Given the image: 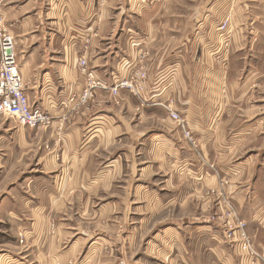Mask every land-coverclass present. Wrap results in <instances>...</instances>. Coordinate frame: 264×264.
I'll use <instances>...</instances> for the list:
<instances>
[{
    "label": "crops",
    "instance_id": "obj_1",
    "mask_svg": "<svg viewBox=\"0 0 264 264\" xmlns=\"http://www.w3.org/2000/svg\"><path fill=\"white\" fill-rule=\"evenodd\" d=\"M232 1L215 8L228 11ZM166 7L161 0H0L28 99L52 117L48 128L30 129L0 115V168L16 176L7 172V184H26L27 192L17 189L28 209L19 211L8 190L0 195L14 222L0 238L11 235L20 247L12 253L6 243L0 263L119 264L127 246L137 254L129 264H264V110L235 119L251 98L236 92L245 83L227 78L228 51L216 31L222 17L203 10L173 29L181 18ZM84 46L88 69L107 84L130 78L146 51L144 90L119 89L115 105L109 90L96 89L81 103ZM170 100L194 145L171 119ZM222 177L229 179L222 194L245 221L258 258L223 241L218 220H182L193 197ZM209 206L207 214L219 212L215 201ZM174 207L182 217L145 233Z\"/></svg>",
    "mask_w": 264,
    "mask_h": 264
},
{
    "label": "rangeland",
    "instance_id": "obj_2",
    "mask_svg": "<svg viewBox=\"0 0 264 264\" xmlns=\"http://www.w3.org/2000/svg\"><path fill=\"white\" fill-rule=\"evenodd\" d=\"M143 1L149 2L150 0H143ZM161 1L167 2V7L165 9V12H167L169 15H174V16L181 18L180 21L174 22L173 29H175L176 24L180 25V27H183V25L185 26V23H186L185 20L191 21L194 15L195 16L200 15L203 10L206 13H202V15L204 14L213 15L214 19L216 20H218L220 17L222 18L229 17V25L232 26V29L229 27V34L228 35L218 34L219 39L222 42L220 50L224 49L228 51L226 55L227 60H225L226 64L229 61V68H228L229 75L227 78L229 80L230 79L236 80L237 78L236 80L237 85H242L243 83H245V88L237 86L238 89L236 88V92L238 93L240 90H243V92H247L248 96L251 98L250 103L246 104V106H248V109L239 110L236 114L235 119H237V123H238L245 117H249V118L252 117V115H254L258 111V109L264 110V107H263L264 104L260 103L261 100L264 98V0H251V3L248 5L247 8L242 6L243 5L242 3H244L243 0H233L232 4L230 5L231 7L228 11H226L227 7H225V5L221 9L220 7L218 9L215 8L216 6H220V1L222 0H161ZM248 1L250 0H245V3H248ZM217 11L218 13H216ZM181 30L182 29L177 28V30L175 31H177L178 33ZM216 31H217V27H216ZM83 40H84V44L88 45L89 38L85 37L83 38ZM86 40L88 41L86 42ZM132 45H135V42L132 43ZM84 50H87L86 46H84ZM146 54H147L146 51L141 52L136 57L135 59L136 62L141 57L140 55H144L143 64L145 65L144 62H145ZM146 80L147 78L145 79V81ZM112 84H107V85H112ZM143 90H144V87H143ZM109 92H110L111 97H113V103L117 105L119 103L118 100H116L118 92L112 93L110 90ZM237 107H240V105H237ZM2 116H0V120L2 119ZM9 119L11 120L12 118H9ZM12 120L15 123L13 125L22 127L18 125L14 121V119ZM162 122H164V120L158 121L159 123L158 125H160V127L163 128L165 123L161 124ZM185 125H186V122H185ZM23 128H28V127H23ZM32 154L33 153L31 151V152H28V154L23 155L21 161H20V154H19V157L16 160L17 162L15 163V165L13 163V167H14L13 169L17 168V166H20L21 162L24 164V161H25L24 159L28 156L31 157ZM15 156L16 154H13L12 161H14ZM7 172L9 173L10 177H12L13 175L12 179L14 181L16 180V176L14 175L13 171L10 170V168H6V170H4V168H0V195L4 193L3 192L4 190H8L14 198L15 207H17L19 211L21 212L23 211V213H26L28 209L24 205L25 200H19V199H22V197L18 196V194L20 193L18 189L20 187L22 188L23 191L25 190V192H27V186L26 184H21V183H16L15 185L7 184L5 182V178H6L5 174ZM228 184H229V179L222 177L219 179L218 185L210 189L205 188L204 190H202L201 196L196 197V198L193 197L192 212L190 215H188V217L184 216L182 220H187V218L189 219L191 218L192 220L196 221V220H199V218H207V219L214 218L215 220H209V221L210 222L211 221L216 222V220L219 221L217 222L218 224L216 225L221 228V231H222L221 238L223 241L228 242L230 244V242L228 241L229 239H227L226 237L228 229H227V225L225 224V221H227V219L229 220L231 219L228 215H226V213L223 212L224 213L223 214L221 212L222 209L224 208V206L221 207V204L223 202H226L228 205H231L234 208L232 200L227 195V193L225 192L224 196L222 194L223 188L227 186ZM31 194L33 193L31 192L26 193L28 197L29 196L31 197ZM214 201L216 203V207L219 210V212L216 213V211H211L209 214H207L206 212H208L207 210H209V207H210L209 205H212ZM6 209L7 207L5 203H3V200H2V202L0 203V228L14 227L13 225L14 222L12 220V217H10V215L7 214ZM179 212L180 210L177 207L176 208L174 207L170 209L169 211H166V212L163 211L155 215L156 217L154 218L152 223L149 224V227L145 231V233L148 232L150 228L155 227L154 225H161L167 222L168 218L172 214H173V217H180L181 215H179ZM236 218L240 221H244L235 212V217H233L232 220L236 222ZM127 224H128V220L125 222V225ZM245 230H246V233L248 234L247 225H246ZM9 236H10L9 239H6L5 237L0 238V252L1 250H4L1 248H4V245L6 243L12 244V245L5 246L8 249H10L12 253L19 252L20 247L19 246L17 247L15 244H13L12 243L13 236L11 235ZM248 236L250 237L249 234ZM140 243H142V241ZM133 246L137 248L136 243H134ZM233 249L235 250V248ZM130 250H132V247L131 249L127 246L125 247V251H126L125 259L121 260L119 264H129L131 263V261H133V259H135V257H137L136 256L137 254L134 253V250L133 252H131ZM235 252L237 253L236 250ZM238 255L240 254L238 253Z\"/></svg>",
    "mask_w": 264,
    "mask_h": 264
},
{
    "label": "built area",
    "instance_id": "obj_3",
    "mask_svg": "<svg viewBox=\"0 0 264 264\" xmlns=\"http://www.w3.org/2000/svg\"><path fill=\"white\" fill-rule=\"evenodd\" d=\"M0 22L1 19H0ZM229 17L222 18L217 25V31L220 35L229 34ZM88 40H86L87 42ZM85 51L78 58L77 67L84 76L85 87L79 97L80 102H86L93 96L96 89L110 90L117 93L119 89H129L135 93L141 92L144 87L145 79L148 76L145 65L143 64L144 55L138 59V67L132 73L131 77L124 80H118L112 85L100 81L94 74V71L88 69ZM172 101L167 105L171 119L181 127L185 139L192 145L195 144L193 135L185 121L181 119L177 111L171 107ZM0 115H6L22 126L30 129L48 128L52 123L51 115L44 109L32 105L25 92V84L19 70V60L16 51V41L8 27L0 24ZM222 213H226L231 220L227 219L226 237L230 244L240 254L247 257H260L254 249L252 241L246 233V223L235 217V209L226 202L221 204ZM223 213V214H224ZM210 220H215L214 218ZM53 226V224H51Z\"/></svg>",
    "mask_w": 264,
    "mask_h": 264
}]
</instances>
